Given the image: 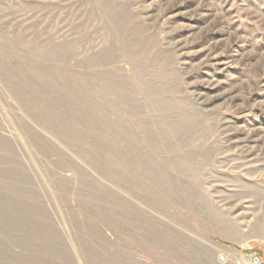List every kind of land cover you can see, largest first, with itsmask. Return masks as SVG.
Returning a JSON list of instances; mask_svg holds the SVG:
<instances>
[{"label": "rangeland", "instance_id": "1", "mask_svg": "<svg viewBox=\"0 0 264 264\" xmlns=\"http://www.w3.org/2000/svg\"><path fill=\"white\" fill-rule=\"evenodd\" d=\"M253 254L264 0H0V264Z\"/></svg>", "mask_w": 264, "mask_h": 264}, {"label": "crops", "instance_id": "2", "mask_svg": "<svg viewBox=\"0 0 264 264\" xmlns=\"http://www.w3.org/2000/svg\"><path fill=\"white\" fill-rule=\"evenodd\" d=\"M236 254H238V253H236ZM235 258H237V260H238V261H236V264H251L244 257H243V259H241L239 255H236Z\"/></svg>", "mask_w": 264, "mask_h": 264}, {"label": "built area", "instance_id": "3", "mask_svg": "<svg viewBox=\"0 0 264 264\" xmlns=\"http://www.w3.org/2000/svg\"><path fill=\"white\" fill-rule=\"evenodd\" d=\"M251 261H252L253 264H262L261 260L259 259V257L257 255H255V254H253L251 256Z\"/></svg>", "mask_w": 264, "mask_h": 264}, {"label": "bare ground", "instance_id": "4", "mask_svg": "<svg viewBox=\"0 0 264 264\" xmlns=\"http://www.w3.org/2000/svg\"><path fill=\"white\" fill-rule=\"evenodd\" d=\"M128 159V158H127ZM251 263H252V261H251ZM253 264V263H252Z\"/></svg>", "mask_w": 264, "mask_h": 264}]
</instances>
